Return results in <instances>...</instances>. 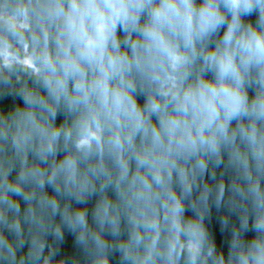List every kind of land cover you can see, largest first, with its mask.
<instances>
[{"label": "clouds", "instance_id": "clouds-1", "mask_svg": "<svg viewBox=\"0 0 264 264\" xmlns=\"http://www.w3.org/2000/svg\"><path fill=\"white\" fill-rule=\"evenodd\" d=\"M6 96L0 264H264V0H0Z\"/></svg>", "mask_w": 264, "mask_h": 264}, {"label": "trees", "instance_id": "trees-1", "mask_svg": "<svg viewBox=\"0 0 264 264\" xmlns=\"http://www.w3.org/2000/svg\"><path fill=\"white\" fill-rule=\"evenodd\" d=\"M251 19L255 20V15H253ZM18 104L22 105V100L19 97H13V96L0 97V111L6 112ZM88 206L89 208H91L92 202H90ZM209 228L215 234L216 242L218 246L224 247L226 251L227 250L226 241L228 239V234L226 232L220 231L219 220L215 212L213 214V218L211 222L209 223ZM249 235H251V233ZM64 250L66 252L73 251V237L70 234L66 237Z\"/></svg>", "mask_w": 264, "mask_h": 264}]
</instances>
